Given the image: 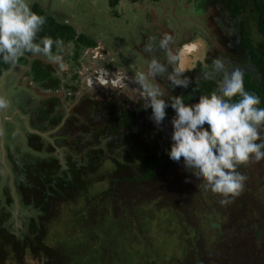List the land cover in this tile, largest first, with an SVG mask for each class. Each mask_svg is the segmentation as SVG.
Returning a JSON list of instances; mask_svg holds the SVG:
<instances>
[{"label": "trees", "instance_id": "16d2710c", "mask_svg": "<svg viewBox=\"0 0 264 264\" xmlns=\"http://www.w3.org/2000/svg\"><path fill=\"white\" fill-rule=\"evenodd\" d=\"M107 1L111 9L119 4V0ZM215 1L229 6L231 15L242 19L244 24L248 23L246 13L249 10H253L256 16V30L262 38L258 42H262L263 48L254 55L258 63L257 75L244 86L260 98L264 107V0ZM32 10L47 17L40 36H50L63 43L76 39L66 23H57L38 4L34 3ZM53 52H58L55 45ZM34 56L25 54L16 63L28 65L29 58ZM39 61L35 57L27 77L31 76L35 84L41 82L46 86L50 68L40 66ZM11 67L13 64L0 62V77ZM3 92L5 97L1 95L0 98L7 100L11 113L15 110L12 109L14 106L16 109L31 107V95H21L30 90L22 85L11 83ZM195 99L198 98L191 97L189 101ZM61 119L64 120L56 114L50 120L43 118L28 124L35 131L51 133L49 136L53 142L37 132L28 131L24 137L33 152L17 160L12 153L10 155L14 170L19 172L15 171L14 192L19 205L30 210L31 215L25 219L21 232L17 234L12 230L9 207L14 203V197L10 186L3 185L0 179V190L6 198L5 203L0 205V264H7V259L18 264H29L26 262L29 256L40 261V264H264V248L261 250L264 244V218L261 224L256 221L260 228L255 233L256 246L250 245L246 250L241 248L239 242H234L230 237L238 230L234 225L235 219L229 215L232 214L231 208L228 206V213H225V210L218 212L213 207L217 203L222 205L220 201L223 197L209 200L203 197L206 188L202 180L189 187L191 183L188 179L194 175L182 164L172 161L163 151L171 135L164 139V136L159 138L156 133L155 139L154 132L150 136L143 129V133L125 137L122 141L114 132V125H110L102 135L105 138L102 143L109 141L106 145L109 152L100 147L97 141L98 148L102 149H90L81 154L86 148L84 133H76L81 140L73 136L61 140L59 129L65 126L59 127ZM130 120L126 115V127L132 124ZM7 122L3 119L6 130ZM17 129L24 130L25 127L21 124L17 125ZM57 131L58 134H55ZM12 132L17 153L19 148L15 139L18 133L15 129ZM129 138L132 145L121 147L129 142ZM158 138L156 143L160 146V155L154 151ZM91 144L95 145L92 141ZM6 145L9 147V143ZM156 147L155 144V150ZM129 149L131 155L126 154ZM116 151L126 154L127 162L131 163H121L116 159L111 162L112 168L104 167L105 161ZM11 152L14 153L13 150ZM122 169L125 175L121 173ZM99 182H106V187L97 188ZM244 191L245 188L240 195ZM206 192L209 193V190ZM152 204L168 216L167 226H163L166 230L164 235H167L165 239H171L170 232L179 231L172 234H177L175 242L180 247L173 255L159 252L172 248L166 246L167 241H158L153 235L149 217L151 212L145 209ZM240 210L241 214L244 207H240ZM221 217H224L223 221ZM207 228L209 233L205 230ZM154 258H158V262L153 261Z\"/></svg>", "mask_w": 264, "mask_h": 264}, {"label": "flooded vegetation", "instance_id": "af4514ba", "mask_svg": "<svg viewBox=\"0 0 264 264\" xmlns=\"http://www.w3.org/2000/svg\"><path fill=\"white\" fill-rule=\"evenodd\" d=\"M206 2L208 4V1ZM217 4L218 2L215 6L207 5L206 8L208 15L211 9H213L214 15L211 13L209 17H211L214 25H208L212 29V34L210 31H206L207 28H205L202 33H189L192 36L194 35L192 39L190 38L183 42V39L186 38L185 36L178 42L179 35L181 34H175L170 28H165L163 32L161 31L157 36L151 37L144 44L143 50H145V53H141L143 57L131 69L112 64L108 59V52L102 44L93 42L92 40L89 41L85 35H78L73 32L76 39H68L58 49V52H53L59 54L61 57L64 56L62 60L67 65L66 70H61L57 63L48 62L47 57L43 54L36 55V59L40 60V66L46 65L50 68L48 85L45 86L41 82L35 84L32 77H27L26 75L30 79V82L34 84L33 87H37L41 92L38 99L39 104L35 105L33 96H30L31 107L23 106L22 108H15L17 115L14 113V110L12 113L13 118H10L7 114L6 120L13 119L17 125H31V123L43 120V118L50 120L54 115L59 114L60 117L64 118L63 121L61 119L60 125H65L59 129L61 140L69 136H73L76 140H81L77 138L76 133L77 131L84 133L82 135L85 138L84 144L86 148L83 149L81 154L90 149H102L98 148V142L101 144L100 147H104L109 152L107 148V142L109 141L102 143L105 140V138H102V135H104V132H107V128L110 125H114V132L122 141L125 140V137H133L135 134L143 133V129L150 136L154 132L153 138L157 134L159 138L162 136H164V139L169 137L172 134L171 119L175 115L174 111L168 108L166 110L167 119L163 123L164 125H156L150 118L151 109L144 108L142 85L135 79L137 73H148V66L152 58H156L165 64L167 72L155 78L149 77V81L157 84L165 92V98L171 99L172 96H183L187 100H184L185 103L194 104L198 102L200 96L211 95L221 86L222 78L210 79L207 75L210 71V66L217 58L223 60L229 72L235 67L243 71L244 85L246 82L250 84L251 80L257 75L258 63L254 55L262 51V42L260 45L258 43V37L262 40L261 36L257 34L254 37L251 25H248V23L244 24L242 19L231 15L229 6ZM246 35H248V38H246ZM165 38H168L167 46L161 47V41ZM173 39H176L175 45L178 46L177 49L173 47ZM245 39L248 40L245 41ZM185 45L188 47L183 51L182 48ZM148 46L151 47V52L146 51ZM167 53L169 56L176 57V61L172 65L168 64L169 56ZM35 57L29 58L28 65L24 64L27 71L30 69L29 73L32 70L30 65L35 60ZM54 64H57L56 66L59 69H56ZM177 66H182L186 70L184 75L190 79L188 88L174 87L169 80L167 74H170ZM199 84L206 85L201 90L198 87ZM210 86L213 89L207 91ZM27 87L30 88L28 84ZM60 91L65 92L68 103L72 102L73 104L78 99L76 103L77 107H72L73 113L68 114V108L65 109L64 107L62 109V101L56 95ZM86 91H93L95 98L99 100L92 103L88 94L80 95L81 92ZM134 95L135 97L133 98ZM191 97H197L198 99L189 101ZM93 110L97 111L101 116L96 117L91 124L89 123V119L93 115ZM126 115L131 119L130 122H132L127 127L125 126L127 121H124ZM98 132H100L99 135ZM159 138L155 140L154 151L155 144L160 151V146L156 143ZM91 141L95 144L94 146L91 144ZM128 141L130 144L126 142L121 147L132 145L130 138ZM168 142L171 144V139ZM19 157H25V155ZM8 159L12 162L10 156H8ZM11 167L13 168V163ZM15 171L19 173L16 169Z\"/></svg>", "mask_w": 264, "mask_h": 264}, {"label": "rangeland", "instance_id": "374dc122", "mask_svg": "<svg viewBox=\"0 0 264 264\" xmlns=\"http://www.w3.org/2000/svg\"><path fill=\"white\" fill-rule=\"evenodd\" d=\"M206 1H208V4ZM217 2L221 5L219 1ZM217 2L215 0H138L136 2L132 0H119V4L114 9H111L108 6L107 0H30L31 7L34 3L38 4L48 15H51L57 23H66L68 27H70V30H73L76 34H83L86 36L87 40L102 44L108 52V59L112 64L130 69L140 61L141 57H143L141 53H145V50H143L144 44L151 37L157 36L161 31L163 32L165 28H170L175 34H181L179 35L178 42L185 36L186 38L183 39V42L187 39H192L194 35L192 36L189 33H202L205 28H207L206 31H210L212 34V29H210L208 25H214L211 17H209L211 13L214 15L213 9H211L208 15L206 13V8L207 5L215 6ZM246 14L248 25H251L252 34L256 37L258 34L256 30V16L253 10H249ZM258 40H260L259 37ZM175 42L176 39H173V47L177 49L178 46L175 45ZM186 47L188 46L182 48L183 51ZM62 58H64V56H62ZM47 60L48 62L50 61L48 58ZM56 65L57 64H54L55 68L59 69ZM14 67L15 68L7 72L1 80L4 84L0 90V96L2 95L5 97L3 89H7L8 81L11 80L13 84L17 86L22 85V87L30 90V92L21 95L27 97L30 94L33 96V100H35L34 104L38 105L41 92L37 87H33L34 84L26 77V69L20 67L21 73L17 74L15 77L12 76V74L9 75V73H16L14 69L18 66ZM27 84L30 88L27 87ZM205 85L206 84H199L198 87L204 89ZM212 89L213 88L210 86L207 91H211ZM83 94H88L92 103L93 101L99 100L95 98L93 91L80 93V95ZM56 95H58L62 101V109L64 107L65 109L68 108V114L73 113L72 107H77L76 103L78 99L72 104V102L68 103L64 91H60ZM12 109L14 110L15 106L12 107ZM7 110H9V117L13 118L9 104H7V107L0 108V112L3 113L0 115V179L3 185L10 186L11 194L14 197V203L10 205L9 208L12 213V230L18 234L21 232L25 219L31 215V212L18 203V199L14 192L16 178L15 170L11 167L12 162L8 159V156L12 153L14 159L17 160L21 158L19 156L33 152V150L28 147V144H26V138L24 137L26 132L29 133L28 131H34L44 137H48L50 139L49 142H53V139L49 136L51 133L35 131V129H31L27 124H23L25 127L24 130L17 129V124L13 119L7 122L6 130L3 119L6 120ZM14 113L17 115L16 110ZM99 116H101V114L93 110V115L90 117L89 123L92 124L94 119ZM166 119L167 118H165L164 122ZM59 127H61V125ZM12 129H15L18 133V137L15 139L16 145L19 148L17 153H15V143L12 141L14 138L11 136L13 134ZM55 134H58V131ZM7 143H9V147L6 145ZM169 147L170 144H165L163 151L166 152ZM12 150L14 153L11 152ZM155 151L159 155L161 154L158 147ZM131 152L132 151L129 149V152L126 154L131 155ZM36 154L37 153H35V155ZM126 154L123 155L120 151H116L115 155L110 158L108 157L104 167L112 168L111 162L116 161V159L121 163H131L127 162ZM239 171L247 176L243 194L236 198V200L233 198L232 202L227 205H220L217 203L218 205L214 204L213 207L214 210L218 212L225 210V213H228V206L231 208L232 214L229 215L235 219L234 225L236 224V230H238V232L235 234L232 233L230 238H233L234 242H239L241 248H246V250H248L250 245V247H252V245H257L255 243V233L259 231L260 228L256 221H259L261 224L264 218V160L242 165ZM121 173L125 175L124 169L121 170ZM188 181L191 183L188 184L189 187L198 184L195 176H192ZM96 187L99 189L105 188L106 182H99L96 184ZM206 190L207 189L203 191V197L208 200L211 198H220L219 194L213 192L212 194L210 190L209 193H207ZM0 199V205L5 203L6 198L2 194V189L0 190ZM240 207H244V211H242L241 214ZM145 209L150 210L152 213L149 212V217L155 238L158 241H167L168 244L166 246L172 248V250L161 249L159 252L170 253V255L175 254L174 251L180 249V247L176 246L175 242L177 234L172 235L176 230L170 232L172 236L170 237L171 239H165L167 235H164L166 230H164L163 226H167L166 220L168 216L163 213V210L155 209L153 204L148 208L145 207ZM221 220L223 221L224 217H221ZM205 230L207 233L210 232L208 228ZM176 232L178 233L179 231L177 230ZM263 248L264 244L261 245V250ZM152 260L158 262V258ZM5 261L8 262L7 264H18L9 259ZM26 262L29 264H40V261H35L30 256L27 257Z\"/></svg>", "mask_w": 264, "mask_h": 264}, {"label": "clouds", "instance_id": "9594fccd", "mask_svg": "<svg viewBox=\"0 0 264 264\" xmlns=\"http://www.w3.org/2000/svg\"><path fill=\"white\" fill-rule=\"evenodd\" d=\"M47 17L32 10L30 0H0V62L15 64L25 54H43L66 70L59 54L63 42L50 36H40ZM168 38L161 41L166 47ZM146 51L151 52L150 46ZM176 57L169 56L172 65ZM147 74H136L142 85L144 108L151 109V119L162 125L171 108V144L168 157L204 181V187L223 197L222 205L232 202L244 190L247 176L238 171L241 165L264 160V107L260 98L247 91L244 72L235 67L229 72L223 60L217 58L210 66L208 77L222 78L221 86L211 95H202L198 102L185 103L183 96L165 98V92L149 77L166 74L165 64L152 58ZM177 66L167 74L174 87L188 88L189 77ZM135 95L133 96V98ZM239 99H234V98ZM7 100L0 98V108Z\"/></svg>", "mask_w": 264, "mask_h": 264}, {"label": "crops", "instance_id": "0c3cea01", "mask_svg": "<svg viewBox=\"0 0 264 264\" xmlns=\"http://www.w3.org/2000/svg\"><path fill=\"white\" fill-rule=\"evenodd\" d=\"M35 56H36V55H35ZM35 56H34V57H35ZM14 66H18L16 69H14V70H16V71H15L16 73H9V75L12 74V76H14V77H15L17 74L21 73V69H20V67L26 69L25 66L22 65V64H21V65H20V64H17V63H16V64H13V67H11V69H9L8 71H6V72L0 77V90L2 89V85L4 84V83L1 82L2 78L4 77V75H5L7 72H9L10 70H13V68H15ZM29 70H30V69H29ZM29 70H28V71H29ZM28 71H26V72H28ZM23 77H24V76H23ZM11 83H13V82H12L11 80H9V81H8V84L10 85ZM9 85H7V86L9 87ZM0 92H1V91H0ZM19 101L22 102L21 99H20Z\"/></svg>", "mask_w": 264, "mask_h": 264}, {"label": "water", "instance_id": "95a60500", "mask_svg": "<svg viewBox=\"0 0 264 264\" xmlns=\"http://www.w3.org/2000/svg\"><path fill=\"white\" fill-rule=\"evenodd\" d=\"M185 46H187V45H185ZM185 46H184V47H185ZM186 48H187V47H186Z\"/></svg>", "mask_w": 264, "mask_h": 264}]
</instances>
